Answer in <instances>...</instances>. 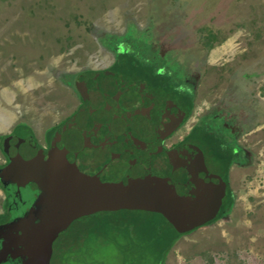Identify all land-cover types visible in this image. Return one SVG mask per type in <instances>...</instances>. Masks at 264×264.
Segmentation results:
<instances>
[{"label": "rangeland", "instance_id": "1", "mask_svg": "<svg viewBox=\"0 0 264 264\" xmlns=\"http://www.w3.org/2000/svg\"><path fill=\"white\" fill-rule=\"evenodd\" d=\"M112 35H123L119 46L134 37L157 54L156 69L191 87L188 126L230 111L243 148L229 213L183 234L164 264H264V0H0V167L16 124L18 135L42 141L71 111L70 73L108 66ZM215 115L203 123L221 129ZM0 204L1 222L6 199ZM154 218L119 211L81 219L55 242L53 263L156 264ZM65 241L74 247L61 252Z\"/></svg>", "mask_w": 264, "mask_h": 264}, {"label": "flooded vegetation", "instance_id": "2", "mask_svg": "<svg viewBox=\"0 0 264 264\" xmlns=\"http://www.w3.org/2000/svg\"><path fill=\"white\" fill-rule=\"evenodd\" d=\"M114 55L108 66L70 73L72 79L66 82V87L71 90L76 103L68 114L51 125L48 136L44 135L42 141L32 133L20 136L31 134L39 146L47 149L59 130L71 161L84 163L88 169L95 167L112 181L113 177L123 182L134 178L139 179V183L164 184L170 193L180 195L188 203L194 215L215 210L219 203L220 212L232 191L233 163L225 170L197 129L210 113L188 126L194 100L190 111L186 94L176 93L151 75L146 77L132 71L131 65L117 63V53ZM78 84L83 92L77 89ZM15 127V134H20V126ZM1 152L5 158L4 166L7 156L3 150ZM0 188L3 190L2 186ZM119 211L149 212L120 209L100 213ZM4 213L1 222L9 216L7 209Z\"/></svg>", "mask_w": 264, "mask_h": 264}, {"label": "water", "instance_id": "3", "mask_svg": "<svg viewBox=\"0 0 264 264\" xmlns=\"http://www.w3.org/2000/svg\"><path fill=\"white\" fill-rule=\"evenodd\" d=\"M77 89L83 92L79 84ZM58 131L47 149L31 134L11 133L3 140L7 163L0 167V184L9 216L0 222V264H53L56 240L76 220L100 212L159 213L179 233L217 215L221 203L215 210L194 215L188 203L164 184L139 183L134 178L123 182L113 177L112 181L95 167L71 161Z\"/></svg>", "mask_w": 264, "mask_h": 264}, {"label": "trees", "instance_id": "4", "mask_svg": "<svg viewBox=\"0 0 264 264\" xmlns=\"http://www.w3.org/2000/svg\"><path fill=\"white\" fill-rule=\"evenodd\" d=\"M122 37L123 35L111 36V38H113V43L110 45V48H113V50L117 53V63L131 65L132 71H138V73L141 75H146V77L151 75V78L161 81V84L169 85L176 93L180 95L186 94L189 97L187 102L191 111L194 100V94L191 90V87L188 86L187 83H176L174 80L171 82L169 75L164 73L165 71H163V68H158L157 66L156 69L155 62H158L156 59L158 58L157 54H149L146 49H144V46L141 45V42L137 41V39L134 37L130 36L125 38L124 40L126 41H124L123 44L119 46V42L123 40ZM118 39H120V41ZM226 114V117L229 118H226L224 121L220 118L222 115L221 113L216 115L214 114L217 120L221 119L223 121L221 129L223 128L225 132H222L221 129L216 127L213 122L210 123L209 127L204 123L198 125L197 127L199 133L203 136V141L214 152L220 163L225 166V170H227L232 163L240 161L241 153L243 151V148H241L235 141L236 139L233 135V129L231 130L230 127L233 125L232 118H230L231 112L226 110ZM211 115L212 114H209L208 117H214V115ZM233 204L234 193L230 191L226 201H224L220 209V212H218V214L206 224L211 225L218 219L227 215ZM153 216H156V219H151L156 228V230H154V250L156 254V264H164L171 247L182 236V234L178 233L161 214L153 213ZM73 245L74 243L72 241H65L60 245L59 248L61 252H67L71 250L72 247H74Z\"/></svg>", "mask_w": 264, "mask_h": 264}, {"label": "crops", "instance_id": "5", "mask_svg": "<svg viewBox=\"0 0 264 264\" xmlns=\"http://www.w3.org/2000/svg\"><path fill=\"white\" fill-rule=\"evenodd\" d=\"M0 197H1V199H3V201H5V194L1 188H0ZM0 210H3L2 204H0Z\"/></svg>", "mask_w": 264, "mask_h": 264}]
</instances>
